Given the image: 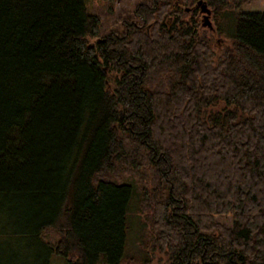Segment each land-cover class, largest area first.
I'll return each instance as SVG.
<instances>
[{
  "label": "trees",
  "instance_id": "1",
  "mask_svg": "<svg viewBox=\"0 0 264 264\" xmlns=\"http://www.w3.org/2000/svg\"><path fill=\"white\" fill-rule=\"evenodd\" d=\"M143 1L90 45L86 0H0V264L149 263L125 249L131 204L172 264H264V13Z\"/></svg>",
  "mask_w": 264,
  "mask_h": 264
},
{
  "label": "rangeland",
  "instance_id": "2",
  "mask_svg": "<svg viewBox=\"0 0 264 264\" xmlns=\"http://www.w3.org/2000/svg\"><path fill=\"white\" fill-rule=\"evenodd\" d=\"M143 0H86V8L89 14L96 15L100 18V30L97 37L88 38V43L94 45L97 40H100L108 35L123 34L127 25L130 22H135V8ZM145 2V1H143ZM241 13H254L262 12L264 13V0H248L240 8ZM198 18L199 22V34L206 35L207 38L211 39L214 43L213 50L219 55L226 46L229 45L228 42L219 41L217 42V36L215 33L214 18L210 13L209 22L211 27L204 26V14L201 13L199 9ZM123 166V165H122ZM116 167V169L106 176L107 179L116 182L128 181L134 182L136 188H138L135 195V199L140 200V188L145 187L147 190L150 189L151 185H145V178L140 181L139 178L133 180L130 175L128 168ZM147 174L148 170L146 169ZM135 204V202H133ZM150 212H142L139 210L138 204L132 205L128 208L126 213V251L130 250L131 257L144 258L146 256L148 262L145 264H172L169 260L168 254L158 247L152 250L153 246V235L156 234V228L151 223ZM226 225H230L229 218L223 220ZM47 239H57L56 234L47 233ZM51 264H65V262L59 257L53 256L50 259ZM133 264V263H125ZM135 264V263H134Z\"/></svg>",
  "mask_w": 264,
  "mask_h": 264
},
{
  "label": "water",
  "instance_id": "3",
  "mask_svg": "<svg viewBox=\"0 0 264 264\" xmlns=\"http://www.w3.org/2000/svg\"><path fill=\"white\" fill-rule=\"evenodd\" d=\"M198 6L200 7L201 13L204 14V26L211 27V24L209 22L210 11L206 7L205 3L199 2Z\"/></svg>",
  "mask_w": 264,
  "mask_h": 264
}]
</instances>
